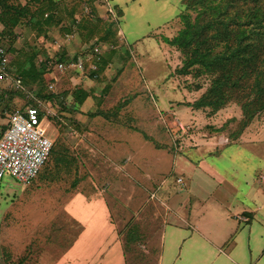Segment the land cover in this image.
<instances>
[{"label": "rangeland", "instance_id": "1", "mask_svg": "<svg viewBox=\"0 0 264 264\" xmlns=\"http://www.w3.org/2000/svg\"><path fill=\"white\" fill-rule=\"evenodd\" d=\"M31 1L10 2L28 3L33 10ZM105 1L113 9L115 1L128 3L56 0L60 20L42 34H36L25 18L10 34L0 25L5 34L0 43L8 47L9 65L21 76L24 89L18 91L9 79H0V90L5 92L0 96V108L22 111L36 106L48 121L53 138L47 161L28 186L7 173L0 179L2 264H32L25 257L30 245L26 237L34 234L33 223L40 221V173L47 170L53 179L47 191H54L61 200L72 192V179L86 182L88 189L106 196L122 237L126 239L130 232L136 235L129 245L128 264H155L165 217L160 204L165 200L159 196L177 192L180 184L177 186L175 178L180 173L186 187L197 186L194 176L186 177L188 169H194L192 152L209 139L217 143L235 140L247 127L250 134L264 136V109L240 128L241 98H231L216 110L192 106L211 77L197 71L196 65L181 73L184 54L164 41L183 27L180 15L189 21L196 15L193 8L183 9L182 0H135L124 13L115 8V30L122 35L119 31L118 37L116 32L111 41L100 45L103 68L98 76L90 78L67 66L76 57L87 58L89 45L97 36L83 41L84 31L71 18L77 23L95 21V16L104 19ZM111 20L107 16L104 24ZM57 62L66 65L61 72L55 69ZM30 64L37 77L22 74ZM79 88L88 94L81 104L73 99ZM37 90L50 98L36 96ZM0 119L5 123L1 109ZM149 192H155V197L150 199Z\"/></svg>", "mask_w": 264, "mask_h": 264}, {"label": "crops", "instance_id": "2", "mask_svg": "<svg viewBox=\"0 0 264 264\" xmlns=\"http://www.w3.org/2000/svg\"><path fill=\"white\" fill-rule=\"evenodd\" d=\"M134 1L113 4L124 13ZM250 131L229 142H201L186 176L197 186L186 187L180 173L177 192L159 196L165 217L155 264H264V187L257 180L264 174V136ZM49 172L40 173V221L26 237L29 263L128 264L136 235L122 237L106 196L72 179V192L61 200L47 191Z\"/></svg>", "mask_w": 264, "mask_h": 264}, {"label": "trees", "instance_id": "3", "mask_svg": "<svg viewBox=\"0 0 264 264\" xmlns=\"http://www.w3.org/2000/svg\"><path fill=\"white\" fill-rule=\"evenodd\" d=\"M10 1L0 0V25L2 31L5 30L8 34L24 18L36 34H42L46 27L56 25L60 20L56 0H32V6L35 4L33 10L28 3L21 5ZM182 4L183 9L196 10V15L193 21H189L187 16L181 13L183 27L174 37L164 41L176 46L184 54L179 69L181 73H187L189 67L196 65L197 71L211 77L205 91L192 106L216 110L231 98H241L242 129L255 113L264 109V0H182ZM102 6L103 14L106 15L104 19L102 16H95V21L83 19L77 23L78 21L71 18L72 22H76L77 28L84 31L83 41L97 35L89 45V50L92 44L102 45L111 41L113 35L119 31L115 30V14L112 22L104 24L106 17L110 15L107 6ZM111 9L115 10L112 6ZM71 16L70 11L69 17ZM2 31L0 30V37L5 35ZM116 35L119 37L120 34ZM0 46L4 48L1 43ZM215 47L218 49L215 50ZM5 49L8 50V47ZM101 57L100 55L96 62L98 70L88 73V77L98 76V71L103 68ZM22 74L38 76L31 64L28 69L22 70ZM1 95H5L3 90H0ZM35 95L50 98L39 90ZM87 95L85 90L79 88L74 92L73 99L81 104ZM0 109L3 112L6 108Z\"/></svg>", "mask_w": 264, "mask_h": 264}, {"label": "built area", "instance_id": "4", "mask_svg": "<svg viewBox=\"0 0 264 264\" xmlns=\"http://www.w3.org/2000/svg\"><path fill=\"white\" fill-rule=\"evenodd\" d=\"M105 3L109 15L114 19V12L107 1ZM100 55V45L92 44L87 58L76 57L67 66H72L80 73L96 72L98 70L96 62ZM64 64L57 62L55 69L61 72L66 67ZM0 79H9L15 89L24 91L21 78L9 65L2 46H0ZM1 113H5V128L0 133V179L7 173L16 182L26 185L36 176L52 148L53 138L49 123L33 105L25 107L22 111L11 108ZM176 181L179 182L180 179L177 178ZM258 181L264 187V174L258 175ZM240 218L245 220L243 217Z\"/></svg>", "mask_w": 264, "mask_h": 264}]
</instances>
